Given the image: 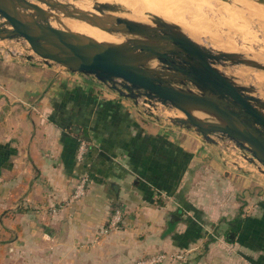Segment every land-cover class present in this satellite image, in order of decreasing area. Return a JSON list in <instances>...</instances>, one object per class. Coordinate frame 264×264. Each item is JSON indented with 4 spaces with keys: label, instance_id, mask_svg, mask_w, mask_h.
<instances>
[{
    "label": "crops",
    "instance_id": "1",
    "mask_svg": "<svg viewBox=\"0 0 264 264\" xmlns=\"http://www.w3.org/2000/svg\"><path fill=\"white\" fill-rule=\"evenodd\" d=\"M117 96L56 65L0 62V264H264V177Z\"/></svg>",
    "mask_w": 264,
    "mask_h": 264
},
{
    "label": "water",
    "instance_id": "2",
    "mask_svg": "<svg viewBox=\"0 0 264 264\" xmlns=\"http://www.w3.org/2000/svg\"><path fill=\"white\" fill-rule=\"evenodd\" d=\"M35 1L0 0V43L16 42L29 52L10 53L12 58L56 65L136 106L142 101L149 117L159 104L177 109L184 117H169L173 126L222 148L229 142L237 169L248 162L264 177V99L256 86L220 69L264 72L263 61L208 47L181 25L154 14L148 15L154 24L135 20L118 4L94 2L88 11L62 0ZM254 1L264 5V0ZM64 18L116 41H98L51 23Z\"/></svg>",
    "mask_w": 264,
    "mask_h": 264
},
{
    "label": "rangeland",
    "instance_id": "3",
    "mask_svg": "<svg viewBox=\"0 0 264 264\" xmlns=\"http://www.w3.org/2000/svg\"><path fill=\"white\" fill-rule=\"evenodd\" d=\"M70 1V0H65ZM80 5L79 7L91 8L94 2L118 4L129 12V17L148 18L149 14L160 16L168 21L175 22L196 41L212 47L216 50L237 52L264 62V5L254 0H71ZM17 48L21 53H29L25 47L21 49L16 42L0 43V47L6 50L8 47ZM24 50V51H23ZM15 58L8 57L5 53L0 54V62L11 63ZM244 68L248 78H243L246 84H252L259 89L260 96L264 99V81L258 79L264 76V72L243 66H234L236 70ZM231 68V70H230ZM228 67L226 71L229 75H234L235 69ZM238 68V69H237ZM229 69V70H228ZM233 70V72H232ZM229 72V73H228ZM258 76H257V75ZM237 76V74H235ZM238 77V76H237ZM78 81V80H77ZM101 93L117 95L104 86H96ZM118 97V96H117ZM127 103L134 106L132 100L125 99ZM132 106V107H133ZM138 114L143 115L147 120L160 121L172 125L169 117L181 116L184 114L174 108H166L158 105L154 110L152 117L146 115V108L142 101L135 106ZM153 112V111H152ZM151 113V112H150ZM167 124V125H168ZM223 145L226 151L223 155V161L229 165L235 160L231 151L228 149L229 142ZM244 169H253V165L248 162H242Z\"/></svg>",
    "mask_w": 264,
    "mask_h": 264
},
{
    "label": "built area",
    "instance_id": "4",
    "mask_svg": "<svg viewBox=\"0 0 264 264\" xmlns=\"http://www.w3.org/2000/svg\"><path fill=\"white\" fill-rule=\"evenodd\" d=\"M16 52H19V50L17 48L11 47V45L6 50L0 47V54L5 53L10 58H12L10 53L15 54ZM82 79H84L86 82L90 83L93 86H99L98 84L93 83L89 81L88 79H85V78H82ZM87 148H88V144L85 141H81L79 145V149H78V155H77L79 160L84 159ZM223 153L225 152L223 151ZM88 182H89L88 176H84L81 178V180L76 186V190H75L72 200L79 199L85 194ZM123 215H124L123 210L121 208L115 209L107 225L99 231L98 233L99 236H104V235L109 234L111 231L117 230L123 221ZM173 257L177 260L184 259V255L182 254L175 255V256H169L168 254L162 253V254L153 256L151 258H148V259L140 260L137 264H163L169 258H173Z\"/></svg>",
    "mask_w": 264,
    "mask_h": 264
},
{
    "label": "bare ground",
    "instance_id": "5",
    "mask_svg": "<svg viewBox=\"0 0 264 264\" xmlns=\"http://www.w3.org/2000/svg\"><path fill=\"white\" fill-rule=\"evenodd\" d=\"M64 1L65 0H62V2H64ZM35 2L38 3L37 1H35ZM67 2L72 4V5L78 6V7L81 5V4L78 5L77 3H74L71 0L67 1ZM84 7L85 6H83L81 8L85 9V10H88V11H92L91 8H84ZM134 19L138 20V21L146 22V23H149V24H154L150 20L149 17L148 18L136 17ZM51 23L56 28H61V29H64V30L65 29L66 30H70V31L75 32V33H82V34L88 35L90 37H93V38H95L98 41H116L115 37L110 36V35L102 32L101 30H99L97 28H94V27H92V26H90V25H88L86 23H82V22H79V21H76V20H72V19H69V18L62 19V22H58V21L54 20V21H51ZM233 69H235V68H233ZM230 70H231V68H230ZM243 70H244V68H242V67L240 68V70H236L235 69L236 72H234V75L237 74L238 77L248 78V74L246 72H244ZM232 72H233V70H232ZM258 79L261 80V81H264V76H259Z\"/></svg>",
    "mask_w": 264,
    "mask_h": 264
},
{
    "label": "trees",
    "instance_id": "6",
    "mask_svg": "<svg viewBox=\"0 0 264 264\" xmlns=\"http://www.w3.org/2000/svg\"><path fill=\"white\" fill-rule=\"evenodd\" d=\"M90 84V83H89ZM78 149H79V146H78Z\"/></svg>",
    "mask_w": 264,
    "mask_h": 264
}]
</instances>
